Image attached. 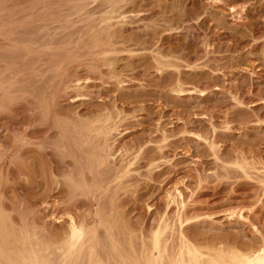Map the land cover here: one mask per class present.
Here are the masks:
<instances>
[{
  "label": "bare ground",
  "instance_id": "1",
  "mask_svg": "<svg viewBox=\"0 0 264 264\" xmlns=\"http://www.w3.org/2000/svg\"><path fill=\"white\" fill-rule=\"evenodd\" d=\"M25 1L27 2L24 3V1L22 2L20 0L19 1L0 0V130H2L1 131L2 133L9 132L13 134L11 140L7 139L8 137L6 138L5 136H2L3 134H0V264H264L263 239H260L262 240L260 241L262 242L261 243L262 246H260L259 244H258L259 246L256 245L257 247L253 246L255 244L254 242H253L254 244L251 243V245L249 246H248L249 243L248 244L245 243V245L247 244L248 247L247 249L246 248L244 249V247H246L244 245L242 250L237 251L236 248L235 251H233L232 249H231L232 251H230L229 249L230 252L221 249L214 250L213 248L212 250H214V252L212 251V253L214 254H211V250L210 253H208L209 252L208 247L206 251L205 247L201 245L197 246L198 244L196 245L195 243L193 244V242H190L191 238L188 239L189 236L187 237V235H184L187 233L182 232L183 230L182 228L184 226H186L189 222L198 219L199 217L194 212L193 213L195 214V216L194 215L190 216L189 212L192 210L197 211V208L201 209L200 207H197L198 205H201L199 202L198 205L196 203L197 206L193 204L192 206H189L191 205L189 203L190 202L194 203L196 199L198 200L202 196L204 197L205 195L209 196L210 194L208 195V193L211 192H207V191L204 192L205 190L201 192L202 189H204L202 188L203 183L205 185L207 183L209 184L210 181L214 182L216 181L214 180L216 179V177H220L219 181L221 180L222 177V179L226 178V180H228L229 182L228 183L225 180L226 183L224 184H222L223 182L220 183L222 185H219L218 182V186L225 185L224 188L220 189L221 191L232 189L233 192H229L228 194H226L228 197V202H231L232 199L234 200L235 198H238L240 195H236L237 193H235L234 191L235 190L236 192L239 191L238 194L241 193V195H243L242 197L245 198L244 200H249L248 201L249 205L251 203L250 201H253L252 204L253 208L250 209L251 212L254 209L257 210V212H260V214L262 213L264 215V107L259 108L258 110L252 109L253 112L250 111L251 108L253 107L255 108L259 105L264 106V99H263L264 91L262 93L261 92L262 89H261L260 91L258 90L259 92L257 91L258 93H255L256 92L255 89L257 88L255 86L256 83H261V81L264 80V68L262 69L260 67L259 68L256 67V66H260V63L259 65H256L255 62L249 60V57H247L248 59L246 60L244 58V60L242 61V64L246 65V66L244 65L245 66L244 72L251 75V78L248 79L251 84L248 83V80L247 82L244 80L243 83L241 82V84L238 85L236 83L235 86H232V89L228 93L230 94V97L232 96L231 99L235 102V107L230 109L229 108L221 109L227 107L228 102H224V103L219 102L220 105H218L219 103L216 102L218 105L217 107L218 108L220 107V109L217 110L223 115L224 118L222 122H224L223 129L225 131L217 132L218 131L216 127L217 125L215 126L214 125L215 123L212 122L215 120V115H216L214 111L213 113L215 115L212 116L211 119L208 117L209 118L208 121L210 125L208 127L203 125L205 128L202 134H198L193 131L194 126H196V122L195 121L193 122L191 118H193L192 116L196 115L197 112L199 111L201 112L207 110L205 112L208 113L209 111H211V109H197L198 105L195 106L194 103H190L189 105L188 104L184 105L183 104L184 102L181 103L183 100L181 101L180 99L181 101L180 102L179 98L188 95L196 96L198 94L199 97H203L204 99L206 98L208 93L206 94L205 91H200L201 89L197 90L196 87L194 88L195 90L186 91L185 90L186 82H184L185 79H181V76L179 78V75L182 74L181 72L182 68H180L182 66H179L177 62L171 60L172 59L170 58L171 56L168 57V55L166 56L163 55L162 54L163 52L159 48H158L159 50L157 49V53L153 52L155 53V55H153L152 53L153 55L152 58H154V61H152L153 63L152 64L148 63L150 64L149 66L147 67L145 66L141 68V69L144 68L146 69L144 70L145 72H143V70L142 72L147 77L152 73L150 70L153 68L156 70L158 75H163L160 76L161 79L159 78L160 80L159 83H161L162 87L164 88H166V85H169L167 87V91L171 89L169 91L172 92L171 94L173 93L175 94L176 96L175 98H177V100H174L172 98L173 96L169 97L170 99H168V94L170 92L169 91L167 92V96L165 97H167V99L170 101L172 100L175 101L174 103L175 105L173 104L174 105L173 108L175 109H170L173 110L172 113L170 112V110H168L171 114L168 111L165 113L164 112L160 113L161 111L160 110L159 113L162 116V118L160 119H162V121L163 119L164 120L167 119L170 122L175 121L172 122L173 125L176 122L177 123L179 122L180 126L175 127L174 130H170L169 131L170 133L167 132L168 130L165 131L163 129L164 131L163 130L158 131L159 128L157 129V131L161 133V134L159 133L160 134L159 135L156 131V133L158 134L157 136L158 137L160 136L161 138L159 139L157 137L155 138L152 137L154 140L150 139V141L152 142L151 144L155 142L156 145V146L154 145L155 146L154 150H156L155 154L154 153L152 154L153 150L151 149V146H148V148H144L145 144L147 145L148 142L150 143V141L147 142V140L149 139L145 140L143 138V140H145L146 142L143 141L142 139H141L142 141H138V143L136 142L135 145L137 146V148L135 149H138V151L136 150L137 152L136 151L134 152L133 150V154L135 155L136 153H138V155L137 154L136 155L139 157L140 151L141 153L143 151L145 157L148 155L150 158L149 161H151V164L148 163V165L157 167L156 173H154L153 176L152 175L150 176L151 177L150 179L152 180H150V182H148L149 181L148 180L146 181V183H143L144 185L141 184L140 185L144 187L143 189H147L149 192H152V194L154 195L155 193L154 190H157V188L160 187L161 184L162 186H164L163 182L166 181L171 182L176 176L185 175L187 176L186 179L187 178L189 179V180L187 179L189 184L190 185L192 184L193 187L188 197H183L184 195H182L180 192L177 195L173 193H168V197H167L168 200H165L167 202L164 201L166 205L164 204L163 210H161L162 212L160 211L161 214L158 213V217L159 215L160 217L157 220L158 221L157 227L155 226L156 230L153 229L151 233L147 234L148 236L143 233V235L145 236L141 234L140 236H143L142 238L139 237L138 235L137 237H135L134 236L135 232L132 231L133 232L132 234V232L128 230L130 228L128 229L125 228L121 215L124 214L123 212L126 209L125 205L126 206L127 204L138 205L143 195H145L144 193L146 194L148 193L146 192L147 191L146 190L143 193L142 197L138 196L135 199L132 198L134 200H131L130 196L121 198L123 197L122 191H124L125 193L126 191L125 189H127L128 191V188L131 185L133 187L135 183L136 184L138 182L140 183L139 178H137L134 174L131 175L132 173L136 172L135 170L132 171V167H134V164L138 159V157H135L136 156L135 155L132 159L130 158L131 160L128 162L121 160L119 163H117L115 159L116 156L112 153L113 149L111 148L110 141L113 133L115 134L116 132L117 133L119 132L118 127L120 125L122 124L124 125L126 121H129V123L127 122L128 123L127 125H132L133 122L135 123V121H132V119H136L135 114L139 112L141 113V111H145L146 113L148 112L149 115L151 116L152 109H144V108L127 109L128 107L126 109L124 107L123 109L118 107L119 105L117 106L115 104L112 106L113 107L112 109H107V108L102 110L99 108L96 109L97 111L101 110L99 111V113L101 114H98V112L94 113L96 111H92V112L88 111L90 112L89 113L90 116H87L88 114L82 116L80 115L81 113L79 112H76L79 114L75 113L74 115L72 114V116L71 115L69 116L68 114L66 115L63 112L64 111L63 109L57 108L58 107L57 102L59 101L58 99L70 94L69 90L73 87L72 85L75 84L74 86H76V83L79 85V82L81 81L80 80L78 82L77 79L81 76L80 73H79L80 76L77 75L80 70L79 68L81 67V69H83L86 67L87 69L85 68L86 69L85 71L87 70L90 71L89 69L93 71L96 67H98V66L95 67V65L97 63H98L97 65H100L101 62H103L101 63L102 66H107L106 67L107 69L110 68L109 71L106 70V72L108 73L103 72V70L102 73L100 72L101 71L100 69L101 66H100L99 72L100 74L101 73L102 74L101 75L99 74L101 77L98 78L99 81L102 80L101 82L103 84H104L103 81H105V83H108L107 86L104 87L107 90L106 92L108 94L114 93L113 96L109 95V97L114 100L111 101L116 103L121 98L124 99L126 98V100H128L127 98L129 99L131 98V101L133 102L136 99L133 98L132 100V97L142 99L146 97L151 98V96L158 95V94L155 95L154 90L156 89V87L162 88L161 85L159 86L158 83L159 80L154 81L157 82L156 85L158 84V86L155 87L154 86L155 84H152L154 86V87L152 86L154 90H151L150 88L149 89L146 88L143 85L144 83L142 82V86L144 87V89L146 88L145 90L141 88V90L143 89L142 91L139 90L138 91L132 90V92H130V90L128 92L125 91L126 90L125 87H127L128 84H130L129 86H133V85L140 86L141 84L136 82L135 77L138 76L140 78L142 77L143 79L142 76L143 73H141L140 76L139 73L137 75H133V76L131 75V79L129 78V80H126L125 78L128 75L126 74L125 77V75L123 76L122 73L117 72V68L115 67L117 66V64L115 65L114 64L115 62L113 63L110 57L109 59H111V61L108 58H104V56L107 57L113 54H118L119 52L120 48L118 49V46L117 49L114 47L115 45L111 46L112 45L110 44L111 36H108L110 33V32L108 33V31L109 29L111 30L110 22L112 24L116 22L114 17L122 14L121 13L122 6H120V3L126 2L127 0L126 1L107 0L108 6L110 5L109 8L107 7L104 8L105 11L107 10V14H105L106 13L105 11H104L105 13L104 12L103 14L101 13L103 17L101 16L100 18L102 19H99L100 20L99 22H97L98 21L97 19L95 24L91 23L90 19L93 18L92 22H94L95 17L92 16H97V14H100V12L97 11L98 13L95 12L94 14L93 10H89L91 12L88 13L89 11L87 10V8H89V5L87 7V4L90 2L87 0H39L38 2H36L37 0L36 1L32 0L33 3L28 2V0ZM28 3H30V5ZM124 4L125 3H123V5ZM63 8L64 10H62ZM95 10H100V9L99 7H96ZM232 11L233 9L231 8V13ZM82 13L85 15H89L90 17L89 21L87 20L89 17L87 18ZM108 14H109L108 17L104 16ZM75 16H77L78 19H76ZM78 16L81 17L84 16L83 18L88 22H85L83 18H80V20L82 19L84 21L82 22L79 21L80 23H78L77 22V20H79ZM122 16L123 15L120 16L121 19ZM72 17H74L76 20L73 19ZM70 18L73 19V22H71L72 20ZM118 18L119 16L116 19ZM123 18L125 19L126 17L123 16ZM127 19L125 20L127 21ZM74 20L76 23L74 22ZM84 22L87 24L89 23L91 24L87 26ZM75 24H77L78 26L80 24H84L83 26L88 27V30L86 29L87 27L86 28L84 27L83 32L85 33L86 30L88 31L86 37L88 38L90 37V38L86 39V41L89 40L87 44L89 43L90 45H94L93 47L92 46L87 47V44H85L86 46L83 45L84 47L82 46L80 47L82 43H80L79 47L77 46L78 48L73 47L76 46L79 42H82L83 37L85 36L83 32L82 35V33H78L77 31L81 27H83L82 25L81 27L79 26L80 28L78 27L79 29L77 28V30H75V32H77L78 35H76L77 33L74 34L75 37L73 34L72 37L69 35L72 39L73 37L76 38V36L77 37L79 36L78 39L80 40L82 37V40L80 41L78 39H74V41L77 40L78 43L77 41H75L74 43L72 39L70 40V37L68 38V34L66 33L65 34L67 37L63 38L64 40L60 38L62 39V41H60V39L58 40L56 38V34H58L57 35L58 37L62 32L65 31L63 29H68L69 27L71 29L73 25H74L73 28H75L76 26ZM246 25H247L246 27H248L251 26L252 24L251 25L246 24ZM113 26L115 25L113 24ZM251 28L248 29L251 30ZM59 29H62L63 31L61 32ZM80 30L79 32H81ZM156 30L158 29L154 28V31ZM70 31L67 30L65 32L68 33ZM254 31L257 30L254 28V30L252 32H249V34L254 33ZM71 32L74 33V30H72ZM88 33H90L89 34L90 36L88 35ZM106 34L109 38L107 36L105 37ZM261 34H262L260 38L261 41L257 42V44L255 43L256 45L253 44V50L255 51L259 50L260 48H264V46L262 47L263 44L262 40L264 39V30L263 31L261 30ZM253 36L251 35V38ZM66 38L69 39V46L71 45L70 41L73 42L74 45L72 44V47L70 46L73 49H70V47L67 48L68 40H65ZM55 39L60 42L57 43ZM143 40L141 39V41L137 43L141 47L142 45L144 46V43H146V42L143 43L142 42ZM63 43L67 47L65 45H64L65 47L62 46ZM103 43L105 45L102 47ZM59 44H61L62 46L61 49L64 47L63 48L64 50L63 49L61 50L59 48L60 46L58 47ZM155 45L153 46L155 47ZM105 46H107V49H105L106 48ZM89 47H92L91 49L97 48L99 49V51L91 50ZM100 47H102L101 49L102 51L100 50ZM88 48L90 50L87 51ZM103 49L106 51H104ZM121 49L123 50V48ZM120 53L123 52L120 51ZM170 54L172 55L173 53ZM176 54L177 53H175L174 55ZM89 57L90 60H86ZM93 62H96V64L95 63L93 64ZM152 66L154 67L152 68ZM101 68L104 69V67ZM219 68L220 67H218L217 70L215 68V70L218 72ZM82 71H84V69ZM170 71L171 73L169 74ZM121 72H123V70ZM173 72H176L178 78L177 76H173L172 74ZM87 73L86 76L88 75L92 76L91 73L90 74ZM219 73H222V71ZM171 74L172 77L168 78L170 77L169 75ZM75 76L78 77L75 78ZM194 76L196 77L195 79H200V82H203L204 79L202 77L204 76V74L202 75L201 73L200 74L196 73V75ZM74 78L75 80L77 79V82L74 81ZM254 78L259 80L254 82ZM149 80H147L146 82H148ZM215 83L216 82H214V84ZM78 85L77 87L81 88ZM79 88L78 89L76 88L77 91L79 90ZM216 90L220 91V88L216 87ZM160 92L161 91H159L158 93ZM76 96L80 97L81 94L80 95L78 94ZM256 98H259L260 102L257 99L258 103H255L253 100H255ZM139 101H135V102L139 103ZM174 101H172V103ZM128 102H127L128 104L132 105V103H130L129 100ZM250 102H254L255 104H252L250 106L249 105ZM247 103L249 106H246ZM171 104H169L170 107ZM169 105L167 104V106ZM188 106H191L192 109H188V108L180 109L181 107L184 108ZM245 107H248L250 110L248 108L246 109ZM219 112L217 116L220 117L221 115H219L220 114ZM92 113H94V115L96 114V117L92 118L93 116ZM124 126L126 127V124ZM238 130L242 131V134H244L245 139L238 142L235 141L229 144V142H232V140L230 141V139H233L235 137V133ZM239 131L237 133H239ZM53 134L55 135L53 136ZM262 134L263 136H261ZM220 138L225 139L222 141H224L226 145L220 144V142L222 143V141H220ZM202 145L204 146V148H201ZM132 146L134 145L132 144ZM181 148L184 149L182 150L184 151V153L182 152L184 155L183 158L176 159L173 155L170 154L176 152ZM129 151L132 152V150ZM203 151L205 152L206 155L207 153L209 154V156L211 155L210 157H213L211 159H214V161L211 160L212 162H209L207 160L209 163L207 162L206 165L203 166L204 169L192 168L194 170V173L193 170L192 171L190 169L187 170V167H189V166H185V164L187 163L186 162L187 159L189 158L193 159L191 157L192 156L195 157V155L197 156L199 153H201L202 155ZM33 152L38 153V166L41 167L43 165L44 167H46L45 168L46 171L50 174V177L47 174L48 175L47 177L49 178H47L46 180L45 178H43L38 181V190L45 189L44 191H46L47 186H51L50 189L52 190V192H56L62 197V200L64 201L65 204H67L70 211L72 209L75 211L77 209H83L85 211L84 214L82 215L80 214V216H77L78 218L70 217L71 223L69 224L68 236L67 238H64V240L62 241L61 240L55 241L53 238L50 237L51 234L49 235L47 233L46 235L44 229L40 227L36 228V225L34 223L35 219H32L31 209L29 210L28 209L29 207L26 209L24 208L22 210L20 206V202L15 203L16 201L15 202L12 201L11 203L12 207L10 206L9 213L7 212L8 210H6L8 207L5 208V204H6L5 201L7 200L5 195L8 189L7 186H9L8 185L9 182L7 183V180H9V178H13L17 174H29L27 170H24V168L19 166L21 162L18 163V161L22 160L23 158L25 159L27 155ZM169 154L171 155V157L173 156L176 160H172ZM175 156H177L176 153ZM162 162H165V164H169L170 166H166L162 168L161 167L162 165L161 166L158 165L161 164ZM207 165L209 167L211 165L215 166L216 167L215 170L217 169L216 171L217 174H215V172L213 174L208 173L206 170L207 167H205ZM199 166L201 167L200 164ZM213 166H211V168H213ZM208 170L210 171V169ZM164 175H166L165 180L161 181L162 180L161 177H164ZM230 179L233 180L232 183L230 182L231 181ZM244 179L245 180L249 179L251 180V182L247 180L245 181ZM207 185H205V188ZM212 186H214V184ZM232 186L233 188H231ZM188 187L190 188V186ZM209 188L211 189L212 187ZM219 188L221 187H217V189L215 190L213 189L212 191L213 193L211 194L214 198L222 193L219 190ZM229 198L231 200H229ZM17 201H19V199ZM7 202L9 201L7 200ZM173 205L175 206L176 209V215L175 214L174 215L178 223L175 221V219H173L174 217H172V219L175 221L173 223L174 224L177 223L179 225V229H181L178 230L180 231L179 242L181 243L177 242L180 245L176 247L173 246L174 247L173 250L170 249L171 251H173V253L171 254V251L168 248V246L169 247L172 246L168 244V242L171 243L170 241L171 238L168 239L170 237L168 235L169 234L168 231L170 230L173 231L174 225L173 223L171 225L170 223L171 220L169 221L170 216L168 217L169 215L168 210L170 209L171 206L174 207ZM253 205L256 206V209L254 208ZM188 206L191 207L189 210H188L189 208ZM64 210L66 211V207ZM254 210H253V215L254 214L257 215V213H254L255 212ZM240 212H241L240 210L238 212L237 210H234L232 214H235L238 217H240ZM257 218H259V216ZM256 229L257 228H255V230ZM253 234L255 233L253 232ZM166 235L169 236L167 239H166ZM247 235L248 234H246V237ZM194 237L195 236H193V238ZM237 239H239L238 236ZM138 241H140V244L139 247L137 248L135 246V242L138 243ZM239 241L241 240L239 239ZM173 243L174 242L172 241L171 244ZM232 244H235V242ZM242 245L243 244H241V246ZM231 248L233 247L231 246ZM239 249L241 248L239 247Z\"/></svg>",
  "mask_w": 264,
  "mask_h": 264
},
{
  "label": "rangeland",
  "instance_id": "2",
  "mask_svg": "<svg viewBox=\"0 0 264 264\" xmlns=\"http://www.w3.org/2000/svg\"><path fill=\"white\" fill-rule=\"evenodd\" d=\"M20 1H22V2L24 1V3L27 2L25 0H20ZM38 1L39 0H37L36 2H38ZM87 1L90 2V3L87 2L88 3L87 7L89 5V8H87V10L88 11L89 10H93L94 14H95V12L98 11V12H100V14H97V16H92V17H95L94 18L95 21L93 20L94 22H92V19H93L92 17H91L92 19H90L89 15H85L83 13L82 14L85 15L87 18L89 17L87 20L89 21V19H90L91 23L95 24L97 19H98L97 22L100 21L99 19H102L100 17L102 16L101 13L103 14V12L105 11L104 8L105 7L109 8L110 5L108 6L107 0H96V1L95 0H87ZM124 1H126V0H124ZM214 1L216 2V4H215ZM214 1L213 0H127L126 2H123V3H125L124 5H123V3H120V6H122V9H121L122 12L120 11L122 14L121 13L120 14L123 15L124 17H126L125 19H127V18L128 19L126 21L123 18V16H122V19H121L120 18L121 15H118L119 18L121 19L120 20L118 18L119 19L118 20V19H116L118 16L113 15V16H116V17H114L116 22L112 21V22H114L113 24L115 26H113V24L110 22L111 30L109 29V31H108V33L110 32L108 36H111V38H112V39L110 38V44H112L111 46L115 45L114 47L116 49H117V46H118V49L119 48L120 49H119L118 54H113V55L109 54L110 56H107V57L104 56V58H108V59L110 57L112 59L113 63L115 62L114 64L115 65L117 64V66H115L117 68V72L122 73L123 76L125 75V77H126V74L128 75L126 78L124 77L126 80H129V78L131 79V75L133 76V75H137L139 73V76H140L141 73L145 72L144 70H146V69L145 68L141 69V68H143L145 66L146 67L149 66L150 64H148V63H151V64L153 63L152 61H154V58H152V56L155 55V53H157V49L158 48L163 52L162 53L163 55H165V56L168 55V57L171 56L170 57V58H172L171 60H173L174 62H177L179 64V66H182V67H180V68H182L181 69L182 70L181 71L182 74L179 75V78L181 76V79H185L184 80V82H186L185 90L186 91L187 90L188 91H192V90H195L194 88L196 87L197 90L201 89L200 91H205L206 94L208 93L206 98H204V99H203V97H199L198 94L196 96L188 95V96H184L182 98H179V101H180V99H181V101L183 100L182 102L181 101L180 102L181 103L184 102L183 103L184 105H186V104L189 105L190 103H194L195 106L198 105L197 109H211V111H209L210 113L209 112L208 113L205 112V111H207V110H205V111H201V112L199 111V112H197L196 115L192 116L193 118H191V120L193 122L194 121L196 122V126H194V128H193L194 130L193 131L198 133V134H202V132L204 131V128H205L204 126L208 127L210 125L208 120H209V118L211 119L212 116H214L215 114H216L215 115V120L212 121V122L215 123L214 124L215 126L217 125L216 126L217 130H218L217 132L225 131L223 129L224 122H222V120H224V118H223V115L217 110V109H220V107L218 108L217 106L220 105L219 102H223V103L224 102H228V106L224 107V108H221V109H228V108L230 109V108L235 107V102L231 99L232 96L230 97V94L228 92L232 89V86L236 85V83L238 85V84H241V82L243 83L244 80L247 82V80L251 78V75H249L248 73L244 72L245 71L244 68L246 66L245 64H242V61L244 60V58L246 60V59H248L247 57H249V60L252 61V62H255L256 65H259V63H260V66H256L255 65L257 68H259V67L262 68V69L264 68V48H260L259 50H256V51L253 50V44L256 45L257 42L261 41V39H260L261 35H262L261 34V30L262 31L264 30V18H263L264 17V14H263V12H264L263 11L264 10V6H263L264 5V0H252V1L251 0H221V1L220 0H214ZM28 2L31 3L32 0H28ZM133 2H135V3H133ZM30 3H28V4L30 5ZM96 7H99L100 10H95ZM231 8L233 9L232 13H231ZM101 9H103V10H101ZM234 9H235V11H234ZM62 10H64V8ZM90 12L91 11H89L88 13H90ZM105 12L104 13L107 14V10ZM92 15H93V13H92ZM104 16L108 17L109 14L108 15H104ZM143 16H144V18H143ZM258 16H259V18H258ZM75 17H76V19H78L77 16H75ZM78 17H79V20H77L78 23H80L79 21L82 22V21L85 20L83 18L84 16L83 17L78 16ZM163 17H164V19H163ZM72 18L75 19L74 17H72ZM80 18H83L84 20H82V19L80 20ZM73 19H71L72 20L71 22H73ZM75 20H74V22H75ZM117 20H118V22H117ZM88 21L85 20V22H88ZM124 21H126V22H124ZM91 23H89V24H91ZM85 24L87 26L89 25L87 23H85ZM246 24H248V25L252 24V25L246 27L247 26ZM75 25L77 26V27L75 26V28H73L74 27V25H73L71 27V29H70V27L68 29H63L65 31L74 30V33H72L71 31L68 32V33L65 32V31L62 32L63 30L59 29L62 32L61 34H63V35H61L60 31H59L60 35L57 37L58 34H56V38L58 40L60 38L63 39L65 37H67L66 34H68V38L70 36L72 37V34L74 35L75 33H77V32H75V30H77V28L79 26L81 27V25L83 26L84 24H80L79 26L77 24H75ZM84 27L85 26L81 27L82 28V29L80 28L81 30L78 28L81 31V32H79V30H77L78 33H82ZM154 28L158 29V30H156L157 33H156V31H154ZM165 28H167V29H165ZM248 28H251V30H249ZM254 28L258 32L254 31L255 34L254 33L249 34V32H252L254 30ZM86 29L88 30V27ZM87 30H86L85 33L83 32L84 35H85L84 36L85 38L83 37L84 42L86 41V39L90 38V37L89 38L86 37L87 36V32H88ZM78 33L76 35H78ZM83 33H82V35H83ZM89 34L90 33H88V35ZM107 34L105 35V37L107 36ZM251 35L252 36L254 35L253 36L254 38L253 37L251 38ZM71 37H70V40L72 39ZM74 37H75V35H74ZM74 37H73L72 41L75 43V41H77V40L74 41V39H78L79 36L78 37L76 36V38H74ZM62 39H60V41H62ZM141 39L142 40L143 39L147 40V41H144V40L142 41L143 43L144 42L147 43V44L144 43V46L142 45V47L139 46V44H137V43H139V41H141ZM65 40H68L67 41L68 47L65 45L66 42H65V44L63 43L62 46L65 45L67 48H69L70 46L72 47L73 42L70 41L71 45L69 46V39L66 38ZM80 40H82V37H81ZM83 40H82V42H79V43L77 41L78 44L77 45L75 44L76 46H73V47L78 48L80 43H82L80 45V47L81 46L84 47L83 45L87 44V42L89 40H87L85 43L83 42ZM150 40H152V41H150ZM254 40H256V41H254ZM60 41L56 40L57 43L60 42ZM150 42H151V44H150ZM262 42H263V44H262V47H263L264 46V39L262 40ZM104 43H103L102 47L105 45ZM126 43H128V44H126ZM88 44H87V47L88 46H92V47L94 46V45H90V44L88 45ZM145 44H146V46H145ZM153 45H155V47ZM62 46H61V44L58 45V47L60 49H61ZM107 46H108V44H107ZM107 46H105L106 48L105 47L104 48L107 49ZM137 46H139V47H137ZM71 47H70V49H73ZM92 47H89V48L91 49ZM102 47H100V50L102 49ZM150 47H151V49H150ZM174 47H175V50H174ZM89 48L87 49V51L90 50ZM121 48H123V50ZM109 49H111V48H109ZM91 50H94V51L98 50L99 51V49H97V48L91 49ZM104 51H106V50H104ZM120 51L123 52V53L125 52V53L124 54L120 53ZM153 52H155V53H153ZM174 52L177 53V54L174 55L175 54ZM152 53H153V55H152ZM170 53H173L172 54L173 57H172V55ZM102 58H100V59H102ZM111 59H109V60L111 61ZM174 59H176V60H174ZM86 60H90V57L87 58ZM94 63L96 64V62H93V64ZM101 63H103V62H101ZM101 63H100V65H97L98 63L95 65V67L96 66H98V67H96V68L94 67L96 69V70L95 69L93 70L94 72L91 69H89L93 73H91L88 70L85 71L87 69L86 67H85L86 69L82 67L84 69V71H82L83 69H81V67L79 68L80 70H79V72L77 71L78 72L77 75H79V73H80L81 76L79 75L80 76L79 78H77L78 76H75V78L78 79V82L81 80L79 82V85L76 83V86H74L75 85L74 83L77 82V79L75 80V78H74L75 82L72 83L74 85H72L73 87L69 90L70 94H68L66 96H63L60 99H58L59 101L57 102V106H58L57 108L63 109L64 111L63 110L62 111L66 115L68 114L69 116L70 115L72 116V114L74 115L76 112L81 113L80 115H82V116H85L86 114H88L87 116H90V114H89L90 112H88V111H91V112L92 111H96L94 113L98 112V114H101V113H99V111H101L102 109H106V108L107 109H112L113 108L112 106L115 105V104L117 106L119 105L118 107L123 108V109H124V107H125V109L127 107H128L127 109H141V108L142 109L143 108L144 109H152L151 116L149 115L148 112L146 113L145 111H141V113L140 112L136 113L135 114L136 115V119H132V121H135V123L133 122L132 125H127L129 123V121H126L124 123V125L126 124V127L123 124L120 125V126L118 125L119 126L118 127L119 128V132L118 133L116 132L115 134L113 133V135H112L113 137L111 136L110 145H111V148L113 149L112 153L116 156V158H115L116 162L119 163L121 160H124V161L128 162L136 154L138 155V153H136L135 155L133 154V150H134V152L136 150L138 151V149H135V148H137V146L135 145L136 142L138 143V141H142L143 138L145 140L149 139V140H147V142L150 141V139H153L155 137L160 139L161 137L157 136L160 133V132H158L159 130L162 131L164 129L165 131L168 130L167 132H169L170 130H174L175 127L180 126L179 122L178 123L176 122L173 125L172 122H175V121H171L170 122L167 119L166 120L163 119V121H162V119H160V118H162V116L160 114L161 112L165 113V112H167L170 109H175V108H173V106L175 105L174 104L175 103L174 100H177V98H175L176 96H175L174 93H173L174 95L171 94L172 92L169 91L171 89L168 90L170 92L168 94V99H170L169 97L173 96L172 98L174 100H172V99L171 100L174 101V102L172 103V101L168 100L167 97H165V96H167V92H168L167 91V87L169 85H166V88L162 87L161 83H159L160 82L159 78H160V76H163V75H158L156 70L153 68L154 66H152L153 69L150 70L152 73L148 77L145 76L144 73L142 74L143 79H142V77L141 78L138 77V76L135 77L136 82L141 84L140 86L139 85L129 86L130 84H128L127 87H125L126 90L125 89L124 90L127 91V92L129 90H130V92H132V90L133 91L134 90L142 91L144 89V87L142 86V82L144 83L143 85L146 88H148V89L150 88L151 90H154V88H152V86H153L152 84H155L154 85L155 87L158 86V84L156 85L157 82H154V81H158L159 80L158 81L159 86L161 85V87L164 89L163 90L162 88L159 87L161 89L160 90L158 87H156L157 90L156 89L155 90H156L157 93L154 90L155 95L158 94L156 96L157 97L159 96V97L157 98L156 96H151V98L150 97H146V98H142V99L140 98L141 100L136 98V97H132V100H133V98L136 99L133 102L131 101V98L130 99L127 98L130 101V103H132V105L128 104L129 102H128V100H126V98L125 99L121 98V99H119L120 101L118 100L115 103V102H113L114 100L109 97V95L113 96L114 93L113 94H108L106 92L107 90L104 88V87L107 86L108 83H105V81H103L104 82V84H103L101 82L102 80L99 81L98 77H101L100 75L103 72H106V70H108V71L110 70V68H108V69L106 68L107 66H102ZM100 66L104 67V69L101 68ZM99 67H100L101 71H100ZM218 67H220L221 69L219 68V71L217 72L216 70L218 69ZM215 68H216V70H215ZM119 69H120V71H119ZM240 69L243 70V71H241ZM102 70H103V72H102ZM122 70H123V72H121ZM142 70H143V72H142ZM95 71H96V73H95ZM99 71L102 72V73L100 74ZM124 71H126V72H124ZM221 71H222L223 74L219 73ZM87 72L88 73L90 72L93 77L89 76V75H88L89 77L86 76ZM106 73H108V72H106ZM170 73H171V71L169 72V74ZM174 73H175V75H174ZM196 73L197 74L201 73L202 75L204 74V76L202 77L204 80L201 79V80H203V82H200V79H195L196 77L194 75H196ZM172 74H173V76H177V78H178V75H176V72H173ZM172 74L169 75L170 77H168V78H171ZM151 76H152V78H151ZM208 76H209L210 79L208 78ZM146 77L149 78L150 80L147 79ZM88 78H90V79H88ZM106 78H108V77H106ZM147 80H149V81L146 82ZM205 80L208 81V82H206ZM257 80H259V79L254 78V82H256ZM107 82H108V79H107ZM214 82H216V83L214 84ZM132 83H134V82H132ZM137 83H135V84H137ZM248 83L251 84L249 82V80H248ZM77 85L80 86L81 88L77 87ZM255 86L257 87L255 89L256 90L255 93H258L261 89H262L261 92L263 93V91H264V80L261 81V83H256ZM75 87L77 89L79 88V90L77 91V89ZM216 87L220 88V91H217ZM74 88H75V90H74ZM141 88H143V89L141 90ZM72 91H74V92H72ZM159 91H161L160 92L161 94L158 93ZM162 92H163L164 96L162 95ZM105 93H107L108 95L105 94ZM78 94L79 95L81 94V96L77 97L76 95H78ZM155 97H156V99H155ZM224 98H226L227 100L224 99ZM229 98H230V100H229ZM143 99H144V101H143ZM146 99H147V101H146ZM201 99H202V101H201ZM206 99L211 100V101H208ZM257 99H258V101L260 100L259 98H256L253 101L255 103H258ZM263 99H264V97H263ZM111 100H113V101H111ZM121 100H122V102H121ZM123 100H125V101H123ZM154 100H156V101H154ZM135 101H139V103L138 102L136 103ZM216 102L219 103V104L217 105ZM254 102H250L251 104L249 103V105L251 106L252 104H255ZM167 104L168 105L171 104V107H170V105L167 106ZM249 105L247 103L246 106H249ZM131 107H133V108H131ZM263 107L264 106L259 105V106L255 107V108L254 107L251 108V110L248 107H245V108L246 109L248 108L250 111L253 112L254 109L258 110L259 108H263ZM98 108L101 109V110L97 111L96 109H98ZM187 108L188 109H192L191 106L184 107V108L181 107L180 109H187ZM176 109H179V108H176ZM193 109H196V108H193ZM212 109H214V110H212ZM163 110H165V111H163ZM159 111H160V113H159ZM172 111L173 110H170L171 113H172ZM218 112L220 113L219 115H221L220 117L217 116ZM79 113H76V114H79ZM94 113H92L93 116L91 115L92 118L96 117V114L94 115ZM197 116H198V118H197ZM143 120H145V121H143ZM138 121H139V123H138ZM164 121H166V122H164ZM221 123H222V125H221ZM157 129H158V131H157ZM234 129H235V127H234ZM1 131L2 130H0V134H3L2 136H5L6 138L8 137L7 139H9V140L12 139L11 138L13 136L12 133H9V132H3L2 133ZM156 131H157L158 134L156 133ZM237 132L235 133V137L233 139H230V141L232 140V142H229V144H231V143H233L235 141L238 142V141H242V140L245 139L244 134H242L241 130L239 131V133H237ZM121 134H123V135H121ZM54 135L55 134H53V136ZM261 136H263V134ZM145 140H143V141H145ZM222 140H225V139H221L220 138V141H222ZM151 143L152 142L150 141V143L148 142L147 145L145 144L144 148H148V146H151V149L153 150L152 154L153 153L155 154V152H156V150H154L155 149L154 147L156 146L155 142L153 144H151ZM132 144L135 147L132 146ZM220 144L221 145H223V144L226 145L224 143V141H222V143L220 142ZM130 147L133 148V149H131ZM201 148H204V146L202 145ZM129 150H132V152L129 151ZM182 150H184V149L181 148V149L177 150L174 153H170V152H168V153L173 155L176 159L177 158H183L184 157V155H183L184 151H182ZM175 153H176L177 156H175ZM199 154L197 156L195 155V157L192 156L191 158H193V159H190V158H189L190 160L187 159V161H186L187 163L185 164V166H189V167H187V170L190 169L192 171L195 168L196 169H204L203 166L206 165V163L208 161L209 162H212L211 160L214 161V159H211L213 157H210L211 155L209 156L208 153L206 155L204 151L202 152V155L204 157L201 155V153H199ZM137 155L135 157H138ZM171 155H170V158L172 160H176L173 156L171 157ZM146 157H148V158H146ZM146 157H145V154L143 153V151H142V153L140 151L139 157L137 159L138 161L136 160V162L134 164V167H132V171L135 170L136 172L132 173L131 175L134 174L137 178L140 179V183L138 182L139 185H138V183L137 184L135 183V185H133V187L131 185L128 188V191H127V189H125L127 192L125 191V193H124V191H122V193H123L122 196L123 197H121V198H125L126 196H130V199L134 200L138 196L142 197L143 193L147 190V189H143L144 187L141 186V185H144L143 183H146V181H148V180H149L148 182H150V180H152V179H150L151 178L150 176L151 175L153 176V174L156 173V168L157 167L148 165V163L151 164V161H149L150 158H149L148 155ZM222 157H223V155H222ZM171 159H169V160H171ZM165 162H162L161 164H158V165H160V166L162 165L161 166L162 168H164L166 166H170L169 164H165ZM18 163H20V165L19 164L18 165L21 166L22 168H24V170H27L29 174H17L13 178H9V180H7V183L9 182L8 183L9 186H7L8 189H7L6 195H5L7 200L9 201V202H7V200L5 201L6 202L5 208L8 207L6 209V210H8L7 212L8 213L10 212L9 208L11 206L12 201L13 202L16 201L15 203L20 202V206H21L22 210L24 208L26 209L28 207H29L28 208L29 210L31 209V215L32 216L31 215L30 216L32 217V219H35L34 223L36 225V228L40 227V228L44 229V231L46 232V235H47V233L49 235L51 234L50 237L53 238L55 241L64 240V238H67V236H68L69 224L71 223L70 219L72 217L73 218L74 217L78 218L77 216H80V214L81 215L84 214L85 211L83 209H77L76 211L72 209L70 211L69 207L67 206V204H65L64 201L62 200V197L58 193L52 192V190L50 189L51 186H47V188H46L47 192L44 191L45 189L44 190H38V181L43 179V178H45V180H46L47 178L50 177V174L45 169L46 167H44L43 165H42L43 167L42 166L41 167L38 166V153L33 152V153L27 155L25 157V159L23 158L22 160H19ZM198 163L201 165L202 168L199 166ZM196 165H197V167H196ZM211 166H213V165H211ZM211 166L210 167L208 165L205 166V167H207L206 168L207 172L211 173V174H213L215 172V174H217L216 173L217 169L215 170L216 167L213 166V168H211ZM208 169H210V171ZM193 173H194V170H193ZM47 174L49 175V177H47L48 176ZM167 176H169V175H167ZM182 176H184L185 178L182 177ZM165 177H166V175H164V177H161L162 178L161 181H164ZM186 177L187 176H185V175H181V176L179 175V176H176L173 179V181H171V182H167V181L163 182L164 186H162V184H161V186L158 187L157 190H154V192L156 193V194L154 193V195L152 194V192H149L147 190L146 192L148 194L144 193L145 195H143V197H142V199H141V201L139 202L138 205H135V204L134 205H128L127 204V206L125 205L126 209L123 212L124 214L121 215L123 223L125 225V228H127V229L130 228V229H128L129 231H131V232L133 231V232L136 233V234L134 233L135 237H137V235H138L141 238L143 236L151 233L153 231V229L156 230V227L158 225V221L157 220L160 217V215L158 217V213L161 214V212H162L161 210H163L164 204L166 205L165 202H167V201H165V200H168L167 199L168 193H173V194L177 195L180 192L182 195H184L183 197H188L189 194L191 193L190 191H191L193 185L189 184V182H188L189 179L187 178L188 179L187 180ZM217 179H218V181H217ZM219 179H220V177H216V179H214L216 181H214V182L210 181V183H212V184H210V183L209 184L207 183L208 185L205 184V185H207L206 188H205V185L203 183V187L202 188H204V189H202L201 192H203L205 190L204 192L207 191V192L213 193L212 192L213 189L215 190V189H217V187H221V188H219V190L224 188L225 185L218 186V182H219V185H222V184L226 183V181L228 182V180H226V178L222 179V177H221L222 181L221 180L219 181ZM246 180L251 182V180H249V179H246ZM221 182H223V183L220 184ZM230 182L232 183L233 180H231ZM213 184H214V186H212ZM48 185H50V184H48ZM188 186H190V188ZM194 187H195V185H194ZM209 187H212V188L210 189ZM231 188H233V186ZM230 190H225V191L224 190H222V191L220 190L222 193L219 196L215 197V198L212 196L211 193H208V195L210 194L209 196H207V195H205V197L202 196L198 200L196 199L194 203H191V202L189 203V204H191L189 206H192V204L195 205V206H197L199 203L201 204V205L197 206V207H200L201 209L197 208V211H195V210L193 211L192 210V211L189 212L190 216L191 215L195 216V214H196L201 219L198 217V219H196L197 221L194 220V221L189 222L188 223L189 225L187 224L186 226H184L182 228L184 230V231L182 230V232L187 233V234H184V235H187V237L189 236L188 239L191 238L192 240L190 239V242H193V244L195 243L196 245L198 244L197 246L201 245V246L205 247L206 251L209 248V250H208L209 252L208 253H210V250H211V254H214V253H212V251L214 252V250H216V249L217 250L221 249V250H225V251L227 250V252H230L232 250L235 251L236 248H237V251L238 250L240 251L244 247L245 243H247V244L249 243L248 246L251 245V243L252 244L255 243L253 246H256V245L257 246H259V245L262 246L261 245L262 242H260L262 240H260V239L264 240V217H263L264 215L262 213L260 214V212H257V210H254V209H253L255 211L254 213H257V215H255V214L253 215V210H252V212L250 210L251 208H253L252 207L253 201H250L251 203L249 205L248 204L249 200H244L245 198L242 197L243 195H241V193L238 194L239 191L236 192V190H235L234 192L237 193L236 195H240L239 196L240 198L238 197V198H235L234 200L233 199L231 200L229 198V200H231V202H228V197H227L226 194H228L229 192H233L232 189H230ZM24 191H25V193H24ZM174 191H176V192H174ZM51 195H52V197H51ZM17 197H18L19 201H17L18 200ZM21 197L24 198V199H22ZM9 198H10V200H9ZM132 198H134V199H132ZM14 199H16V200H14ZM250 200H252V199H250ZM22 201H24V202H22ZM142 202L144 203V205H143ZM196 203H197V205H196ZM8 204H9V206H8ZM65 207H66V211L64 210ZM171 207L168 210V212H169L168 217L169 216L171 217V219L169 217V221L171 220L170 223L172 225V223L176 221V219H175L176 218L175 217L176 209H175V206L172 207V208ZM190 208L191 207H189L188 210ZM254 208L256 209V206H254ZM234 210H237V212L239 210L241 211L240 212V217H238L235 214H232ZM125 211L126 212L128 211V212L126 213ZM231 214H232V216H231ZM258 216H259V218H257ZM123 217H125V218H123ZM172 217H174L173 219H175V221L172 219ZM237 218H239V219H237ZM240 218H241V220H240ZM126 221H127V223H126ZM176 222L178 223V221H176ZM177 223H175V224L173 223V225H174V227H173L174 228L173 229L174 233H173V231L170 230V231H168L169 234L167 233L170 237L166 235V239L169 237L168 239L171 238L170 239L171 243H172V241L175 243V244L173 243L174 244L173 245L170 242H168L169 245H172L171 246L172 248L168 246L169 250L170 249L173 250L174 247L179 246L180 245L179 243H181V242H179L180 241V239H179L180 238V236H179L180 235V233H179L180 231H178V230H181V229H179V225ZM196 224H197V227H196ZM254 225H256V226H254ZM251 226H253V227H251ZM176 227H177V229H176ZM255 228H257V229L255 230ZM253 230H255V231H253ZM259 231H260V233H259ZM133 232H132V234H133ZM253 232L255 234H253ZM143 233L145 235H143ZM141 234L143 236H140ZM172 234H173V236H172ZM246 234H248L247 237H246ZM257 234H258V236H257ZM261 234H263V235H261ZM191 235H192V237H191ZM193 236H195V237L193 238ZM237 236L243 243L241 241H239V239H237ZM250 236H252V237H250ZM175 238H177V239H175ZM235 239H237V240H235ZM139 240H140V238H139ZM136 241H137V238H136ZM177 242H179V243H177ZM234 242H235L236 245L232 244ZM176 243H177V245H176ZM139 244H140V241H138V243L135 242V246L137 248L139 247ZM241 244H243V245L241 246ZM247 244L245 245L246 247H244V249L248 248ZM209 245H210V247H209ZM211 245L214 246V247H212ZM227 246H230V247H227ZM231 246L233 248H231ZM239 247L241 249H239ZM213 248H214V250H212ZM229 249H230V251H229ZM172 253H173V251H171V254Z\"/></svg>",
  "mask_w": 264,
  "mask_h": 264
}]
</instances>
